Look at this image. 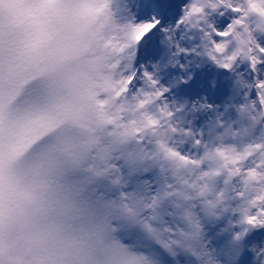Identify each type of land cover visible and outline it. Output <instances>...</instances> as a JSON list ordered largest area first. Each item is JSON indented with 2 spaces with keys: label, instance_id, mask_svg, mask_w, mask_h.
I'll return each mask as SVG.
<instances>
[{
  "label": "snow or ice",
  "instance_id": "snow-or-ice-1",
  "mask_svg": "<svg viewBox=\"0 0 264 264\" xmlns=\"http://www.w3.org/2000/svg\"><path fill=\"white\" fill-rule=\"evenodd\" d=\"M23 7L0 3V86L16 62L44 74L21 96L23 157L0 152V264H264V0H107L109 110L80 140L51 56L75 6Z\"/></svg>",
  "mask_w": 264,
  "mask_h": 264
},
{
  "label": "rangeland",
  "instance_id": "rangeland-1",
  "mask_svg": "<svg viewBox=\"0 0 264 264\" xmlns=\"http://www.w3.org/2000/svg\"><path fill=\"white\" fill-rule=\"evenodd\" d=\"M3 2L4 0H0V3ZM71 2L72 0H53L52 6ZM105 9V6L98 7L96 10L91 11L87 20L82 22V15L74 13L67 22L58 23L59 31L72 32V39H74L71 43L65 38L64 44L70 55L57 61L52 59V63L55 75H59L57 78L60 83V95L65 102L70 103L74 108V118L71 121V126L76 133L75 138L77 140L102 135L104 127L101 126L99 121L104 113L109 110L107 107L98 105L95 102L96 96L102 92L98 81L102 80L103 77L94 53L98 51L97 44L102 33L107 29V21H104V17L101 22ZM173 23H175V20ZM76 60L80 62L78 64L80 66L76 70L69 68L71 63ZM68 64L69 66L65 68ZM206 71L215 73L220 70L208 67ZM77 73H80V75H77ZM43 74L31 61L16 62L10 70L5 69L2 86H0V97H2L0 108H2L5 115L3 132L0 133V152L3 153L5 165L9 163L12 165L17 164L24 155L23 152H15V145L23 135L20 127V117L24 112L21 96L25 86ZM8 114L15 118L12 125L7 122ZM250 139V133L247 136L242 134L238 143L243 147L245 141ZM10 153L15 154L9 158ZM19 227L18 225L17 228Z\"/></svg>",
  "mask_w": 264,
  "mask_h": 264
},
{
  "label": "bare ground",
  "instance_id": "bare-ground-1",
  "mask_svg": "<svg viewBox=\"0 0 264 264\" xmlns=\"http://www.w3.org/2000/svg\"><path fill=\"white\" fill-rule=\"evenodd\" d=\"M106 2H107V0H72L71 3L75 6L72 14L80 13L82 15L81 22L85 21V20H87L88 16L91 14V11L96 10L98 7H101V6L106 7ZM103 17H104V21H107V16H106L105 11L102 15L101 22L103 20ZM106 31H107V29L104 30V32L102 34H104ZM59 32L63 37V43L61 45H59L56 49L53 50L52 55H51L53 61H57L58 59H61L64 56L70 55L69 52L66 50V47L64 44L65 38H67L71 43L74 41V39H72V32L68 33V31H64V30H61ZM79 63L80 62H77V60H76V61H74V63H71L69 68L76 70L80 66V65H78ZM68 66H69V64L67 66H65V68H67ZM77 75H80V73H77ZM56 76L58 77L59 75H56ZM249 141L250 140L245 141L244 144L248 143Z\"/></svg>",
  "mask_w": 264,
  "mask_h": 264
},
{
  "label": "clouds",
  "instance_id": "clouds-1",
  "mask_svg": "<svg viewBox=\"0 0 264 264\" xmlns=\"http://www.w3.org/2000/svg\"><path fill=\"white\" fill-rule=\"evenodd\" d=\"M38 2L42 5V7H50L53 5V0H38ZM15 3L24 5L22 8V13L26 18H36L39 16L40 9L27 7V5L30 3V0H15Z\"/></svg>",
  "mask_w": 264,
  "mask_h": 264
}]
</instances>
